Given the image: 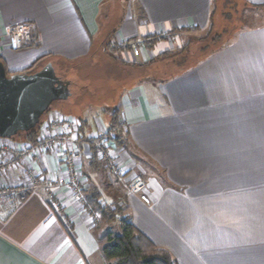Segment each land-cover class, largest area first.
<instances>
[{"label": "crops", "instance_id": "1", "mask_svg": "<svg viewBox=\"0 0 264 264\" xmlns=\"http://www.w3.org/2000/svg\"><path fill=\"white\" fill-rule=\"evenodd\" d=\"M106 1L0 0V55L8 72L51 61L59 76L58 67L69 73L100 37L125 76L110 81L104 121L99 114L78 117L81 134L125 131L119 152L134 167L147 171L148 164L171 181H198L164 187L150 176L148 200L127 197L132 222L176 264H264V0H232L239 20L226 38L190 63L175 61L177 70L165 75L173 61L152 60L182 52L212 29L220 0H124L114 14L112 7L104 11ZM19 22L33 26L32 40L15 51L7 33ZM136 38L143 39L139 55L122 45ZM84 138L79 134L81 148ZM28 165L44 177L67 176L52 149ZM85 170L92 181L83 174L84 192L96 189L104 202L115 197L119 180L103 163L90 156ZM19 176V170L0 176V184ZM49 193L44 179L24 200L0 197V264H109L103 249L121 223L113 233L114 225L102 223L103 214L91 212L68 185L57 189L58 211Z\"/></svg>", "mask_w": 264, "mask_h": 264}, {"label": "rangeland", "instance_id": "2", "mask_svg": "<svg viewBox=\"0 0 264 264\" xmlns=\"http://www.w3.org/2000/svg\"><path fill=\"white\" fill-rule=\"evenodd\" d=\"M230 0H220V3L218 5V17L215 20V26H213L212 29L209 31H204L199 34V36L195 37L193 40V43L189 46H187L186 49H184L182 52H172V54L168 55L166 58L162 59V61L169 60V62L173 61V64L171 63H166L168 67L164 66V71L166 74L169 72H175L177 70V66L174 63L175 61H179L182 58L189 57L187 62H191L194 60V58L197 57V55H200V53H203L202 49L210 45V43L213 41V39L217 36V34L222 35V40L226 38L227 34L230 31V27L232 25H235V23L238 22V13H237V5L236 3L233 4V1ZM125 1L124 0H107L105 3L104 11L106 12L110 7H112V10L114 14L115 8H118L119 11H122ZM231 6V7H230ZM225 12H230L232 13L230 17H226L224 14ZM215 34V35H214ZM221 42V41H220ZM220 42L217 44L215 43L213 46L215 47L218 45ZM217 47V46H216ZM213 48V47H212ZM194 49V50H193ZM114 54L112 49H109L108 51L105 50V47H102L100 45V37H97L95 39V46L93 47V51L91 54L85 58L81 59L80 61L76 62L77 63V68L69 70V73L65 71L64 68L58 67V71L61 74V76H69L65 77L68 78L67 83L69 87L72 88L73 95L67 99V100H59L56 101L53 106L51 107L52 110H60L63 111L64 113L70 114L73 117L76 118V120L80 123L82 126V121L78 117L82 116H87L86 118H89L96 115L100 117L102 121H104V116L106 115V106L109 105V102H112V96H113V87L112 84H110V81L113 79H116V77H124L122 76V72L120 69L118 70V67L116 68L115 60L116 58L112 56ZM193 54V55H192ZM73 63L72 65L76 64ZM161 63V62H160ZM158 74V73H157ZM81 99L82 105L80 101L78 103H75V99ZM50 109V110H51ZM112 111V110H111ZM46 115V114H45ZM107 118V117H106ZM105 130H101L98 132H105ZM114 132V131H113ZM77 133V134H76ZM73 135H77L79 138V130H77L75 133L73 132ZM39 136V135H38ZM123 137L124 141L126 140V133L125 131H119L114 132L113 136H110V143L112 144L111 149L114 146V154H115V160L118 162V165L120 167V171H122L121 175H117L113 170L109 169L104 163L103 165L107 167L109 172L111 173L112 176L117 178L119 180V188L118 190L114 191L116 194L114 195L115 197L109 200V202L105 201L104 199H100V207L102 208H107L108 206L110 208H113L115 206H119L122 208V215L126 216L131 219L130 215L127 213V197L129 193H135L139 194L142 196L144 200H148L149 197L145 193V188L147 189L150 184L149 182V177L151 176L152 178H155L154 181L158 184H161L164 187H182L183 184L188 183V186H190L193 183L198 182L197 180H191V181H185L182 180L181 182H175L171 181V179L167 178L165 170L161 168H154L148 166V164H143V167L147 169V171L140 169L139 167L135 166L134 164L126 161L125 158L120 156L122 152L120 151V147L123 146V144H119L116 139L118 137ZM119 137V138H120ZM38 139V138H37ZM29 143L28 141H22V140H17L14 139L9 142V144H12L14 146H22ZM31 144V143H30ZM78 145L77 147L81 148L79 146V143H75ZM83 151L84 148H81ZM88 153H92V151H84L81 155V159L78 160L81 161L82 165H78V170H77V175L79 177V181L81 183L82 189L84 182L86 183L87 180L83 177V174L89 178V183L92 181V177L90 173H87L85 170V162L89 161L90 156L93 158V154L90 156H86ZM117 153V154H116ZM118 156V157H117ZM120 159V160H119ZM98 161H100L98 159ZM101 162V161H100ZM79 164V163H78ZM65 167V165H64ZM122 167V168H121ZM150 167V168H149ZM149 168V171H148ZM67 177V176H66ZM22 178V177H21ZM20 179V178H18ZM141 179L143 182V187L142 190L140 191H134L132 189L133 183L137 180ZM59 181H62L63 179H59ZM84 181V182H83ZM219 182V181H218ZM84 190V189H83ZM90 191V190H88ZM77 196V195H76ZM83 196H84V191H83ZM1 197H6V196H1ZM78 200L82 203H85L84 201L80 199L79 196ZM85 198V197H84ZM101 213L102 210L98 211V213ZM97 218L102 221V223L108 224V225H114L112 228V232L116 233L117 227L115 226V223H112L108 217L101 216V214L97 215Z\"/></svg>", "mask_w": 264, "mask_h": 264}, {"label": "built area", "instance_id": "3", "mask_svg": "<svg viewBox=\"0 0 264 264\" xmlns=\"http://www.w3.org/2000/svg\"><path fill=\"white\" fill-rule=\"evenodd\" d=\"M32 29L33 26L29 22L14 24L7 33L10 48L18 51L27 46L32 40ZM142 44V38L122 42V45L129 48L135 55L141 53ZM80 127V123L72 115L51 109L40 124L39 136L35 144L27 143L22 146H14L9 144L13 138L0 137V176L15 170L20 171V179L15 180V182L0 184V197L9 196L16 201L24 200L45 179L50 190L49 202L55 210L58 211L59 209L57 189L60 186H70L74 194L84 201L83 189L77 175V163L85 150L92 151L91 155L95 154L101 163H104L117 175H121L122 171H120L118 162L115 160L114 146L111 149L112 144L109 139L110 136H113V132L107 130L88 134L82 140L84 144L82 151L75 144L79 143L80 140L77 135L75 137L73 135V132L75 133ZM47 149H52L64 161L67 173L64 180L59 181L54 177H44L40 171H35L28 165L29 160L38 158ZM142 187L143 182L139 179L133 183L132 189L137 192L142 190Z\"/></svg>", "mask_w": 264, "mask_h": 264}, {"label": "water", "instance_id": "4", "mask_svg": "<svg viewBox=\"0 0 264 264\" xmlns=\"http://www.w3.org/2000/svg\"><path fill=\"white\" fill-rule=\"evenodd\" d=\"M72 94L51 61L33 71L10 73L0 60V137L13 138L37 128L56 101Z\"/></svg>", "mask_w": 264, "mask_h": 264}, {"label": "trees", "instance_id": "5", "mask_svg": "<svg viewBox=\"0 0 264 264\" xmlns=\"http://www.w3.org/2000/svg\"><path fill=\"white\" fill-rule=\"evenodd\" d=\"M233 4H235V2H233ZM231 14L232 13L230 12H225L224 15L226 17H230ZM220 41H222V35L217 34L210 45H207L203 48L204 53L208 51L209 46L210 48H212L215 43H218ZM169 54H172V51H167L160 54L158 56V59L155 58L152 60L151 64L162 60V58L168 56ZM112 56L115 57L114 54H112ZM115 58L117 59V57ZM0 60L3 61L1 55ZM64 63V61H61V64ZM122 63L127 66L132 65L130 63H126V61H122ZM76 65L77 63L74 65L71 64V66H69V69L71 68L72 70H76ZM67 80L69 79L67 78ZM112 120L114 126H119V115L117 110L114 111ZM82 125L84 126V124ZM83 126H81L79 129L81 139L85 137L81 134L84 128ZM39 128L40 126L31 130L30 132H21L13 138L35 144L39 135ZM119 137L116 139V141L119 144H124L125 141L123 137ZM93 159L98 161L95 154H93ZM84 197L85 206L89 208L91 212H98L102 210L101 213L103 214V216L108 217V219L112 223H121V232L119 234H111L109 237V242L104 246L103 249L105 257L109 261V264H176L171 253L167 249L157 246L132 222L130 218L122 215L121 207H100L99 204L101 193L98 190L93 189L90 191H86L84 192Z\"/></svg>", "mask_w": 264, "mask_h": 264}]
</instances>
